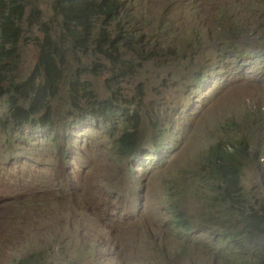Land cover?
<instances>
[{
	"label": "rangeland",
	"instance_id": "374dc122",
	"mask_svg": "<svg viewBox=\"0 0 264 264\" xmlns=\"http://www.w3.org/2000/svg\"><path fill=\"white\" fill-rule=\"evenodd\" d=\"M129 1L138 18L133 26L146 35L141 46L155 49L149 60L135 63L140 65L137 77L121 84L135 109L139 99L132 100L133 91L143 84L144 101H151L163 114L158 122L170 127V135L161 137L142 112L136 131L146 151L121 157L97 129L70 133L74 148L69 151L84 150L72 163L78 171L74 177L85 178L72 195L56 199L50 189L65 166L60 144L64 141L68 149L69 143L62 133L53 143L37 127L10 122L11 95L7 86L0 85V264H17L19 259L26 264H241L242 258L254 263L251 254H239L236 240L256 230L247 225L249 212L264 215V162L252 153H261L264 134L257 133L256 142L249 137L262 131L257 121L264 120L256 110L263 106L264 113V88L254 82L258 77L264 85L259 70L230 68L236 70L230 81L196 95L190 111L178 110L179 116L171 104L179 103L186 85L192 84L186 74L196 61L198 71L209 68L216 42L233 20L254 25L262 10L256 0ZM25 3L18 69L13 74L21 80L38 61L36 37L44 39L39 30L43 23L55 24L51 31L62 30L52 0ZM250 3L257 7L256 13L246 10ZM28 17L40 20L30 27ZM76 67L73 64L70 70ZM87 67L82 82L89 78L102 90L104 78L94 76L93 62ZM69 90L66 82L53 102L55 122L71 120L78 113H69L71 106L64 99ZM131 125L116 116L104 128L118 137ZM241 138L249 142L250 154L240 167L238 189L247 199L232 202L226 196L228 183L212 180L202 159L217 141ZM256 233L263 234L261 229Z\"/></svg>",
	"mask_w": 264,
	"mask_h": 264
},
{
	"label": "trees",
	"instance_id": "16d2710c",
	"mask_svg": "<svg viewBox=\"0 0 264 264\" xmlns=\"http://www.w3.org/2000/svg\"><path fill=\"white\" fill-rule=\"evenodd\" d=\"M131 4L129 0H52L53 15L61 23L62 30L51 31L56 25L43 23V28L39 30L45 37H36L40 40L38 61L27 79L21 80L13 74L18 69V45L23 37L21 23L26 15V3L25 0H0V85L7 86L6 91L11 95L8 99L9 121L18 127L30 125L51 133L55 142L58 133L67 135L84 122L89 129H97L107 135L114 153L121 157L140 156L146 151L136 131L142 112L150 117L151 127L158 129L161 137L170 135V127L158 122L163 114L155 110L151 101H144L143 84L133 91L132 100L136 97L139 99L138 109L126 98L121 84L130 77L132 80L137 77V67L140 65L135 63L149 60L155 49L145 50L141 46L146 35L133 26L138 18ZM246 10L252 11V8L246 7ZM39 20V17H28L30 27ZM251 30L257 31L250 24L234 19L228 31L218 38L212 52L215 58L211 62L217 60V66L222 64L227 68L226 62L241 64L245 59L261 56L256 48L247 49L251 46ZM89 52L95 56H90ZM88 62L94 63V76L104 78L102 90H97L89 78L82 82L83 75L89 69ZM73 64H77V67L70 70ZM206 74L207 69L197 70L196 61L194 69L186 74V78L192 77V84L186 85L185 94L179 99L181 106L185 98L202 86L201 79ZM66 82L70 90L64 99H68L71 106L69 113H78L71 120L58 119L55 122L52 105ZM177 105L178 102L172 103L171 110L176 112ZM116 116L132 122L131 127H127L118 137L104 128ZM246 147L243 141L229 144L219 140L202 159V163L209 168L212 180L228 183L226 196L232 202L246 199L238 189L241 158L246 154ZM261 149V153H255L264 157V147ZM60 150L65 155L69 153L64 141L60 144ZM262 170L264 176V168ZM73 193L72 185L66 189H50L51 196H70ZM246 222L248 226H255L256 230L240 234L236 245L239 250L257 245L251 254L254 257L252 264H264V238H261L264 235V215L249 212ZM259 227L263 233L261 236L256 233L260 232ZM16 261L17 264H26L22 259Z\"/></svg>",
	"mask_w": 264,
	"mask_h": 264
},
{
	"label": "clouds",
	"instance_id": "9594fccd",
	"mask_svg": "<svg viewBox=\"0 0 264 264\" xmlns=\"http://www.w3.org/2000/svg\"><path fill=\"white\" fill-rule=\"evenodd\" d=\"M256 3L260 7L262 12H261V15H260L258 21L255 22L254 25L250 24L251 26H253V28L255 30H257L256 32H254V30L250 31L251 46L256 48L259 51V53L262 55L261 56L256 55L252 59H245L244 63H241V64H232L230 62H226L227 68H225L222 64H219V66H217L218 65L217 60L216 61L213 60L211 62V64L209 65V68L207 69V74L204 76V78L201 79V82L203 83L202 86L200 88L196 89L189 97L185 98L182 102V106L180 105V103H178L177 109H176L177 116H179L178 110H182V111L186 110L187 112L190 111L191 101L196 95H198L200 93H204L208 89H213L217 83H224V82L230 81L233 77L234 71H236V70H231L230 68H232V67L242 65V66H244V68L249 67V68H252L255 70H259V74L257 76L262 78V80L264 81V0H256ZM249 7L252 8V10L255 13L258 10L257 7L253 5V3H250ZM260 72H263V73H260ZM244 73H246V72H244ZM254 82L256 85L264 88V85L261 83V81L259 80L258 77L255 78ZM262 109H263V106H259L256 110H260V114L264 115V113H262ZM254 114L257 116V114L255 113V110H254ZM84 124H85L84 122L79 123V127H77V129H74L73 131L69 132L67 135L63 134L64 136H66V140L68 141V143L70 145V147L68 148V151L74 148L72 139L70 137V133L77 132L80 128H81V132H86V131L90 130L89 127H84L83 126ZM257 124L261 125L262 131L261 132L256 131V132L252 133L251 135H249L252 142H256L255 137H256L257 133L264 134V120L262 118H260L257 121ZM172 129L175 130V127L173 126ZM39 131H41L44 135L51 137V133L48 134L47 132H44L43 130H39ZM51 138H52L53 143H55L54 138L53 137H51ZM239 141H243L244 143L249 145V142L245 138H241ZM236 142L237 141H233L232 143H236ZM216 143H214V144H216ZM260 143L264 146V141H262ZM214 144H212L211 147ZM229 144H231V143H229ZM255 152H257V151H253L252 153H255ZM206 153H205V155H206ZM249 154H250L249 146H247L246 147V154L241 158V166H242L243 160L249 158ZM258 154H259L258 161L262 160V162H264V157L260 156V153H258ZM82 155H84V150H81L79 153L76 151H74V152L69 151V153H67L64 156V159H65L64 169L62 170L60 175L56 176V179H55L53 185L51 186V189H53V190H55V188L57 190L66 189L67 187L72 185L74 188V192H76L78 190V188H79L80 184L82 183L83 179L85 178V176H83L81 174L77 178L74 177V174L77 173L78 171H77L75 165L72 166V163L74 162L75 159H77L78 157H80ZM70 156H71V158H70ZM261 166L263 169L264 164L262 163ZM89 167H90V164L83 166V170L85 172L84 174H86V171ZM240 182H241V176L239 179V183ZM60 195L62 197H65V198L68 197L67 194H63V195L60 194ZM53 197L56 199H60V197H58L57 195H53ZM108 219H109V216H105L103 218L104 224H107ZM0 226H3L1 219H0ZM261 238H264V235L261 236ZM256 249H257V245H251V246H247L245 248H242L238 252H239V254L240 253L252 254V252ZM241 264H247L245 258H242Z\"/></svg>",
	"mask_w": 264,
	"mask_h": 264
}]
</instances>
